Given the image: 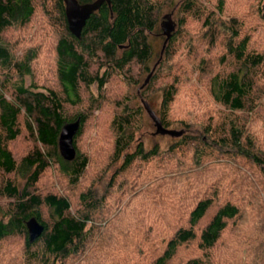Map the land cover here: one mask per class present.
Here are the masks:
<instances>
[{
  "label": "trees",
  "instance_id": "16d2710c",
  "mask_svg": "<svg viewBox=\"0 0 264 264\" xmlns=\"http://www.w3.org/2000/svg\"><path fill=\"white\" fill-rule=\"evenodd\" d=\"M249 2L264 25V0ZM247 4L105 1L78 38L69 30L64 0H0V197L8 201L0 217V257L11 254L4 264H106L116 257L124 233L125 239H135L138 250L124 264H172L185 249L196 254L180 264H214L221 247L227 248L224 264H264V92L257 93L264 78V50L254 45L257 31L251 28L256 22L241 15ZM40 10L46 25L57 31V87L27 83L40 54L33 48L16 53L6 40L10 30L27 29ZM166 14H172L176 27L162 46L158 65L169 71L168 81L161 106L154 110L166 128L174 125L172 111L189 94L190 73L202 80L203 88L190 93L192 106L186 113L205 107L206 117L197 123L179 120L183 135L171 136L166 148L158 143L147 147L141 136L144 111L149 115L144 104L136 110L119 106L109 122L105 149L110 176L104 187L97 186L88 179L94 162L79 141L104 104V89L115 73L126 74L133 65L145 70L155 66L160 53L153 35L163 32L160 22ZM159 77L158 72L154 81ZM94 85L98 96L91 93ZM68 107L78 109L73 117ZM78 118L77 156L67 161L59 155L60 132ZM24 130L35 137V146L17 159L10 144ZM53 168L72 195L69 190H39ZM124 195L128 202L123 208L139 209L144 224L131 225L121 217L123 208L112 220L109 209L124 203ZM32 217L45 227L34 242L27 226ZM121 219L123 230L118 228ZM17 239V252L6 248Z\"/></svg>",
  "mask_w": 264,
  "mask_h": 264
},
{
  "label": "rangeland",
  "instance_id": "374dc122",
  "mask_svg": "<svg viewBox=\"0 0 264 264\" xmlns=\"http://www.w3.org/2000/svg\"><path fill=\"white\" fill-rule=\"evenodd\" d=\"M238 3L249 2L251 0H233ZM250 3V2H249ZM247 4L248 10H242L241 15L246 17L249 20V23L255 24L256 27H252L251 30L257 31L254 39V45L264 50V25L261 23L260 19L255 17L253 14L255 12V7L253 3ZM176 20V18L174 17ZM164 20V19H163ZM163 20H161L163 22ZM255 20V21H254ZM162 22H160V27L162 26ZM161 30V28H160ZM56 29L52 30L46 25V22L43 21V14L40 10L34 18L32 24L25 30H10L6 35V40L13 47L14 52L23 53L29 50L30 48L36 49L40 56L35 61L33 68V77L27 78V83H30L32 80L38 82L40 85H46L49 87H57V79L55 75V52H54V42ZM161 32V33H160ZM156 32L153 35V42L155 44L156 50L160 53L159 60H155L150 70H145L142 67L133 65L130 67V70H126L125 73H115L114 77L107 83L104 89L105 102L101 106L100 109L95 110L93 117L89 121L86 132L83 135L82 139L79 141L80 148L87 152L94 164L90 168L88 173L89 181H94L97 186L105 185L109 179L110 173L106 174V165H107V155L105 149L107 148V141L109 139V122L112 119L115 111L119 108V106L129 104V106L136 110L139 107L143 108V100H147L151 106L158 110L161 106L162 102V87L165 82L168 81V72L164 71L162 67H159L158 63L161 59H163L162 46L165 41V35L160 31ZM190 33L194 35L195 28H193ZM162 34V35H161ZM178 60V59H174ZM152 64V65H153ZM177 64V63H175ZM155 68V74L158 72L161 74L158 80L154 81V75L151 76L149 82L145 84V80L151 71ZM106 70V67L103 68L100 73L102 74ZM187 86L186 89L189 91L188 95H184L179 98L177 104L173 108L172 117L175 121L174 125L171 127L173 129H183L178 122L179 120H188L191 122L197 123L200 120H203L206 117L205 107L191 112L186 113L191 110V101L188 96L190 93L195 91V88L202 89V80L197 79V75H191L190 73L187 76ZM147 85V86H146ZM143 86V87H142ZM143 89V90H142ZM142 90V91H141ZM264 92V78L261 81L257 89L258 95H261ZM91 93L94 96H98V88L97 85H94L91 89ZM146 99H144V98ZM78 109L68 107L67 111L71 117L75 115ZM190 115V116H189ZM144 128L145 133H142L141 136L146 142L147 147H151L153 144L158 143L161 148H166L171 142V136L168 135H160L155 134L156 126L154 121L150 118V116L144 111ZM155 134V135H154ZM99 135H101V139H96ZM96 143H95V142ZM35 146V137L31 134L26 133L24 130L22 136L18 138L15 142L10 144V147L17 159H20L24 156L32 147ZM59 155L60 151H59ZM62 157V156H61ZM243 170L246 172V175L252 176L253 173L249 168L243 167ZM8 176H4L7 178ZM12 179L19 180V182L23 181L22 176H9ZM3 178L0 176V184ZM39 190L46 193L48 191H66L69 190V193L72 195L73 190L68 189L66 186L65 178L60 174L57 168L51 169L41 180L39 184ZM143 191V190H142ZM124 203L115 204L109 210V215L112 220L114 217H117L119 211L124 207L125 202L127 201L126 195L123 196ZM8 201L4 198L0 197V208L2 212H0V217L7 206ZM132 205V204H130ZM121 217H128L131 225L135 224H144V216L142 217L141 212L137 208L131 207L129 211H126L124 208L121 211ZM117 221V220H116ZM119 230H123L125 228L124 219L118 221ZM116 234V233H115ZM125 233L123 237L120 238V241L123 242L120 247H116L115 253L117 254L114 258H109L106 264H124L126 258L133 256L137 253V242L135 239L129 238L125 239ZM21 246V240H12L7 243L6 248H10L12 252H17V247ZM126 248V249H124ZM245 248L244 250H246ZM227 252L226 247H221L218 250V259L214 264H224L225 254ZM240 252V251H239ZM251 252V248L249 251ZM191 254H196L188 252L186 249L181 252V256L177 257L175 262L172 264H180L187 256ZM11 257V254H6L0 257V264H4L7 258ZM131 259H135L132 257Z\"/></svg>",
  "mask_w": 264,
  "mask_h": 264
},
{
  "label": "water",
  "instance_id": "95a60500",
  "mask_svg": "<svg viewBox=\"0 0 264 264\" xmlns=\"http://www.w3.org/2000/svg\"><path fill=\"white\" fill-rule=\"evenodd\" d=\"M105 1H108L110 3V0H95L88 3H81L78 0H64L66 7L65 12L70 32L80 38L82 36V31L87 23V20L95 11H97L102 6ZM175 27L176 24L172 19V14H166L162 22L163 34L166 36L163 44V49L167 41L171 38ZM154 70L155 68H153L151 73L146 78L145 84L149 82L152 74L154 73ZM143 103L151 119L155 123V134L170 135L174 137L183 135V129L177 130L173 128H166L151 104L147 100H143ZM80 127L81 119L78 118L77 120L65 123L61 129L59 136V151L63 159L67 161H72L77 156V149L74 140L79 132ZM27 226L30 242L36 241L42 235L45 229L44 225L40 223L35 217H32L28 220Z\"/></svg>",
  "mask_w": 264,
  "mask_h": 264
}]
</instances>
